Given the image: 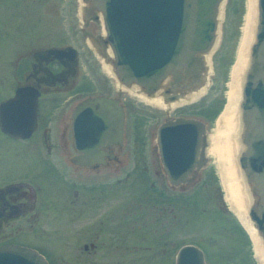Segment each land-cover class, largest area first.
Wrapping results in <instances>:
<instances>
[{
    "label": "flooded vegetation",
    "instance_id": "obj_1",
    "mask_svg": "<svg viewBox=\"0 0 264 264\" xmlns=\"http://www.w3.org/2000/svg\"><path fill=\"white\" fill-rule=\"evenodd\" d=\"M46 16L51 20L46 22ZM1 29L5 33L0 32V44L5 42L7 48L0 52V75L6 77V84L0 83V247H25L41 254L46 250L41 237L47 216L69 217L77 252L74 264H139L142 221L157 225L163 218L160 227L166 229L165 237L157 235L151 243L166 246L168 218L174 212L188 218L190 207L200 208L207 187V160L198 153L191 173L178 183L169 182L157 148V131L177 119L198 121L206 129L199 115L204 113L203 104L183 107L191 102L189 94L202 86L205 73L176 84L170 80L152 95L135 89L140 100L127 103L121 98L125 87L106 71L108 46L102 23L94 19L89 4L0 0ZM95 97L116 102V112L123 116L122 131L114 143L92 146L85 164L79 162L83 154L76 140L96 134L88 132L94 127L75 125L73 115ZM142 98L158 99L160 106ZM174 104L178 111L171 116ZM155 109L166 113L160 122ZM147 137L155 143L151 148ZM29 155L37 168L27 162L25 170H16L17 161H26ZM69 171L72 176L67 180ZM111 178L116 180L110 182ZM45 180L53 181L54 197L48 195L51 183ZM216 198L221 206L219 191ZM166 251L162 249L163 254Z\"/></svg>",
    "mask_w": 264,
    "mask_h": 264
},
{
    "label": "water",
    "instance_id": "obj_2",
    "mask_svg": "<svg viewBox=\"0 0 264 264\" xmlns=\"http://www.w3.org/2000/svg\"><path fill=\"white\" fill-rule=\"evenodd\" d=\"M80 1L89 4L94 19L102 23L110 51L109 71L119 85L152 95L170 80L176 84L206 72L217 39L223 0ZM86 101L91 104L73 115L75 125L82 129L86 125L94 127L88 132L93 130L96 134L88 140H76L77 149L83 154L79 162L85 164L92 146L114 143L123 124L122 112H116L114 100L95 97ZM94 109L98 113H92ZM239 109L243 151L238 166L252 198L247 215L264 241V0H257L255 36ZM81 111L88 113L80 114ZM89 141L94 145H89ZM156 143L163 172L175 184L191 173L195 155L199 153L204 160L206 129L194 120L168 121L159 127ZM0 264L48 263L34 250L7 246L0 247ZM174 264H205L204 256L197 247L185 245L176 252Z\"/></svg>",
    "mask_w": 264,
    "mask_h": 264
},
{
    "label": "rangeland",
    "instance_id": "obj_3",
    "mask_svg": "<svg viewBox=\"0 0 264 264\" xmlns=\"http://www.w3.org/2000/svg\"><path fill=\"white\" fill-rule=\"evenodd\" d=\"M79 5H82L80 0ZM80 10L81 6L79 7V21L82 20ZM247 11L248 0H223L218 16L216 46L207 60L203 84L198 91H194L196 94H189L190 97L187 100H191V102L183 105L185 108L187 106H196L199 102L203 105L206 103V107L202 109V112L204 110L206 116H210V114L212 116L214 113L212 118L204 120L207 136L215 129L216 122L227 104V84L230 81L231 70L237 58ZM45 20L48 22L51 19L46 16ZM2 31L5 33L4 29L0 30V32ZM79 44L83 46L84 43L81 41ZM3 48H7L5 42L0 44V52L2 53L6 51ZM107 69L106 71H109V68ZM0 72L3 73L1 68ZM0 79V83L6 84V77L0 75ZM197 94L199 95L197 96ZM121 98L127 103H136L137 100H140L129 88H125ZM142 100L149 105L160 106V104L148 103L147 101L150 99L142 98ZM185 100L180 102L183 103ZM137 105L141 104L137 103ZM173 106L174 109L169 114L171 116L178 111L177 106L175 104ZM147 109L150 110L148 107ZM156 113L158 122L162 121L166 114L160 109L156 110ZM151 131L153 132L154 129L152 128ZM151 143L155 144L152 139L151 141L148 139L147 148L152 147ZM32 159L34 157L29 155L26 161H17L16 170H25L28 167H24L27 162L29 167L33 164V169H36L38 164L37 162L32 163ZM206 160L207 187L204 193L201 194L203 199L199 201V206L203 208V211H200L198 206L190 207L188 218L184 217L185 213L178 215L174 212V217H169L167 222L171 226L167 230L169 237L166 246L159 242L156 243V246L151 243L152 238L154 239L157 235L165 237L164 231L166 232V229L160 227L161 223L164 224L163 218L158 220L157 225L156 223L150 224L149 221H142L143 249L140 253L141 261L139 264H174L177 250L185 245H192L201 250L205 264H260L255 258L253 244L248 233L239 221L237 213L227 203L225 192L220 187V177L215 169L214 160L207 155ZM68 173L66 178L70 180L72 174L70 171ZM44 178L46 176L42 179ZM114 180L116 179L111 178L110 182ZM46 182L51 183L46 188L48 195L54 197L56 193L52 191L53 181L47 180ZM218 191L222 207L218 204L216 205V194ZM66 196L67 198L69 197V191ZM223 207L226 208L225 212H222L224 211ZM45 222V227L42 228L43 236L41 241L46 245V250L41 252V254L45 256L50 264H74L77 252L73 248L69 217L56 220L47 216ZM143 224L149 226L144 228ZM80 240L84 241V239ZM144 247H150V250H146ZM164 248L167 251L163 254L162 249Z\"/></svg>",
    "mask_w": 264,
    "mask_h": 264
},
{
    "label": "bare ground",
    "instance_id": "obj_4",
    "mask_svg": "<svg viewBox=\"0 0 264 264\" xmlns=\"http://www.w3.org/2000/svg\"><path fill=\"white\" fill-rule=\"evenodd\" d=\"M256 19L257 0H248L243 34L236 61L231 70L230 81L227 84V104L216 122L215 129L207 136L205 154L214 160L215 169L219 174L227 203L237 213L239 221L248 233L253 244L255 258L260 264H264V241L248 218L247 209L252 198L250 189L245 183L243 173L238 166V159L243 151L241 142L243 123L239 104L244 76L249 62V51L255 36ZM106 70L108 69L106 68ZM135 89L134 87L129 88L131 92H134ZM147 102L160 104L158 99L148 100Z\"/></svg>",
    "mask_w": 264,
    "mask_h": 264
},
{
    "label": "trees",
    "instance_id": "obj_5",
    "mask_svg": "<svg viewBox=\"0 0 264 264\" xmlns=\"http://www.w3.org/2000/svg\"><path fill=\"white\" fill-rule=\"evenodd\" d=\"M204 107H206V103L204 104ZM207 107H208V105H207ZM205 109V108H204ZM198 115V114H197ZM201 117H203L204 119H207V118H212V116H214V113L212 114V116H211V114H210V116H206V114H205V112L204 113H202V114H199Z\"/></svg>",
    "mask_w": 264,
    "mask_h": 264
}]
</instances>
